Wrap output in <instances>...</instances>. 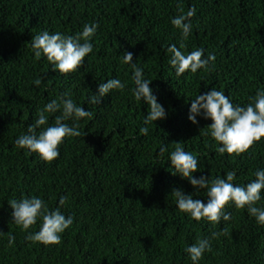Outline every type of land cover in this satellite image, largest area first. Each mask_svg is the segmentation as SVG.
Listing matches in <instances>:
<instances>
[{"label":"trees","instance_id":"trees-1","mask_svg":"<svg viewBox=\"0 0 264 264\" xmlns=\"http://www.w3.org/2000/svg\"><path fill=\"white\" fill-rule=\"evenodd\" d=\"M190 7L196 15L184 51L202 48L215 60L208 70L177 77L166 48L179 47L180 35L170 20ZM92 22L99 24L93 51L76 72L63 77L46 60L33 59L29 45L39 32L75 35ZM124 52L152 80L166 111L147 136L139 132L146 106L131 98V68L120 63ZM40 76L42 83L34 86ZM111 78L125 89L88 105L89 93ZM211 87L241 106L264 89V0H0V264H191L185 247L213 232L222 234L199 264H264V227L245 209L229 203L228 221L197 222L176 208L171 193H194L187 180L170 172L167 156L174 142L198 157L195 177L213 179L235 170L234 183L243 186L264 169V138L239 156L220 155L205 135L211 121L187 120L192 96ZM64 92L93 117L80 121L82 135L64 138L59 157L45 163L14 141L38 110ZM29 196L73 217L59 244L25 240L39 229V220L27 232L11 223L9 203ZM194 198L206 202V190ZM9 235L15 237L12 244Z\"/></svg>","mask_w":264,"mask_h":264},{"label":"clouds","instance_id":"clouds-1","mask_svg":"<svg viewBox=\"0 0 264 264\" xmlns=\"http://www.w3.org/2000/svg\"><path fill=\"white\" fill-rule=\"evenodd\" d=\"M196 9L190 7L187 12L181 9V14L170 20V24L179 31L180 43L169 44L166 48L168 63L174 74L180 77L185 72L196 74L198 70H208L209 65L215 60L213 53H206L202 48L184 51L186 41L192 34V17ZM97 22L85 23L82 30L75 35H66L61 32L50 33L43 30L32 37L30 50L33 59H44L51 65L53 71L60 76L76 72L81 63L93 51L92 39L97 33ZM133 61L131 52H124L120 56V63L131 68V81L133 86L129 89L134 102L144 104L146 112L143 117V126L139 128L140 134L147 136L149 127L154 121L166 118L164 107L158 103L151 81L146 78L144 69L138 67ZM34 86H40L42 78L33 80ZM125 83L118 78L107 79L98 84L95 94L89 93L86 103L98 104L100 100L113 90L122 91ZM188 108L187 120L197 124V117L210 120L205 135L210 136L216 145V152L220 155L228 154L239 156L246 152L251 145L264 138V89H257L251 102L241 106L233 104L232 99L224 92L211 87L202 94L192 96ZM55 115L54 122L49 124V117ZM93 117V113L77 104L70 92L61 93L57 98L48 101L40 110L33 123L29 124L26 131L17 136L14 144L18 149H23L29 155L35 156L49 163L56 160L59 155V146L66 137H80V121ZM71 121V124L68 123ZM155 126V125H154ZM85 133L83 134V136ZM166 151L161 146L160 154ZM167 162L172 175L185 179L194 189V193L185 194L180 189H173L176 208L190 219L204 221L216 225L221 220L228 221L231 214L225 211V206L231 205L237 209H245L255 223L264 227V169H257L254 179L243 186L236 181V171L229 170L225 174L217 175L213 179L193 173L198 171L199 160L196 155L185 151L180 142H174V148L168 152ZM203 167V166H201ZM206 190V202L195 199L194 195ZM66 197H60L59 204L65 203ZM11 208V223L18 226L21 231L27 232L33 225L40 221L39 229L28 232L25 240L45 246L56 245L61 242V235L73 224L71 215L65 216L60 208L51 211L39 196L22 197L9 203ZM222 233L213 232L210 236L197 238L196 241L185 247L184 252L191 264H199L204 253L211 251V242ZM15 237L9 235L8 243L12 244Z\"/></svg>","mask_w":264,"mask_h":264}]
</instances>
